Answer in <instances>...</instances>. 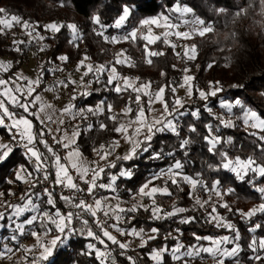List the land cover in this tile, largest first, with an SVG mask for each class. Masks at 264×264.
Here are the masks:
<instances>
[{"label": "trees", "instance_id": "obj_1", "mask_svg": "<svg viewBox=\"0 0 264 264\" xmlns=\"http://www.w3.org/2000/svg\"><path fill=\"white\" fill-rule=\"evenodd\" d=\"M63 3V6H61ZM128 4L133 6L132 14L128 20L121 27V31L128 33L134 28L139 29L141 33L147 31V26L141 27L140 21L143 19L155 18L159 15H166L173 12L176 7H188L192 9L195 17L203 19L206 23L213 26V31L205 34L203 37L199 35L193 36L186 42L195 45L197 49L196 58L193 60L176 52L175 48L163 43L162 40L155 44L149 45V50L163 52L164 55L151 57L153 63L149 65L146 63L144 55V44L142 39L135 42L123 41L117 44L106 42L101 36L96 33L100 31V26L92 22V16L98 14L101 18V24L106 25L104 34L106 36H113L120 30L114 26L115 20L121 14L122 7ZM0 8L6 10L8 14H15L22 17L24 20H29L33 23L39 22V32L42 31L43 24L51 22L68 24L75 23L81 31L82 40L78 42L76 47L69 43L71 38L70 31L64 27L59 33L51 34L45 37L44 45L47 49L43 51V59L41 68L50 69L58 62L56 57L59 55H67V64H78L85 55L90 57L86 60L89 64L98 66L101 64L109 65L114 62L115 54L113 48L126 50V54L134 62V67L116 66L117 72L121 75H129L133 78L139 77L138 83H146L151 81V89L156 91L161 86H168L165 88L164 100L172 106L174 93L171 91L172 87H177L183 80L185 75L183 69L188 68L187 75L194 77L191 81L193 91L210 87V83L214 87H219L222 91L213 96L212 105H216L219 100L227 102H234L239 98L248 108L257 111L258 114L264 116V3L260 0H0ZM223 9V11H221ZM244 9L240 15L236 13ZM3 15V14H0ZM14 46L9 45V38L6 33L0 34V58L10 57L13 60V65L6 73H0V79H7L13 75L14 71L19 69L23 64V58L27 56V47L20 45L23 52H16L13 50ZM53 61V63H49ZM212 65L209 67V65ZM40 68V71H41ZM49 71L43 75V79L47 77ZM165 73V75H161ZM103 86L106 85V77H101ZM217 82H219L217 84ZM236 85L237 87H233ZM101 85L94 84V89L97 92H92L88 96H78L75 99L77 105L85 109L86 107H93L104 102V111L96 114L93 119L85 120L79 119V129L81 135L77 138V145L83 154V157L88 158L93 149L99 148L100 145L112 143L118 140L120 134L113 131L116 123L108 119L109 112L107 105L111 104L112 109L126 107L131 103L134 113L136 105L134 103L136 93L130 89L121 93L103 92ZM108 87H112L108 85ZM203 103L200 100H193L189 105L183 107L180 111L185 113L178 117V131L180 136H176L171 132L157 133L151 141V148L147 152L138 150L137 155L131 160L117 159L115 167L106 169V173L102 176L100 183H108L111 175H117L116 189L119 197L126 199L131 195H137L139 188L152 181L153 186H163L165 181L163 179L153 180L155 174H158L162 169H167L176 160H179L184 165L183 173L194 179L199 180L203 185L209 188L215 181H220L217 189L221 192L219 199L215 200L213 206H216L217 212L224 220L235 225L236 229L241 234L239 241L242 251L239 253V261L242 264H257L256 261L250 259L254 254L248 248V244L253 237H264V228L258 229L255 233L248 231L252 224L260 223L264 225V213H258L247 220L240 215L241 212H248L253 207L264 203V195L258 189L264 187V177L256 174H248L243 181L239 180L234 173L218 168L221 157L218 154L208 152V145L203 139L207 135V124H212L214 128L218 126L217 135L222 140L228 137L232 138V144L218 145L219 151L227 152L230 158L240 157L247 159L253 157L258 163L264 164V150H261V141L259 135H264V132H259L257 129H246L242 120L235 119L234 127L225 128L219 125V120L209 111L203 108ZM142 105L147 107L146 96L142 97ZM199 110V117L191 115L193 111ZM11 111L23 115L19 108L11 107ZM133 113V116H134ZM233 113L241 115L239 108H234ZM28 115V114H25ZM132 116V117H133ZM33 121V132L37 134L36 148L46 156H50L43 144L39 143V133L42 128L40 122L35 117L28 116ZM107 125L106 129H101L100 124ZM92 125L88 130L87 126ZM195 126L197 131L195 133L189 132V126ZM76 128V127H75ZM257 133L253 135L252 133ZM0 137L10 140L11 134L0 128ZM184 138L190 139L191 143L187 149L179 148L180 141ZM57 153L58 149L54 148ZM185 151L187 155H185ZM156 152L162 153L160 158H154ZM172 153V155H168ZM63 162V160H62ZM211 165L212 167H209ZM23 169L24 171H22ZM122 169H129L133 172L131 178L120 177L119 172ZM50 178L54 179L55 170L49 169ZM18 172L26 175V172H32L33 176H37L35 168L31 160L26 156L22 149L13 148L9 157L0 162V196L1 201H6L10 197V190L13 189L16 193L21 194L25 189L24 179L17 180ZM28 177V176H27ZM12 181V183H9ZM198 189L206 191L200 185ZM232 189L231 192L228 190ZM100 189H96L95 195L99 193ZM169 190L172 196L157 195V203L160 204L166 211L171 210L173 205L188 209L187 212L175 217L163 220H154L151 218L150 212L143 209L136 213H127L128 222L121 224L123 230L143 228L148 232L152 227L159 229V235L156 240L149 241L145 247L139 248L140 259H135L136 264H152L148 253L161 246L167 245L169 248L179 242L188 246L191 244H201L206 246L209 242L201 240L197 242L193 233L203 237L210 236L219 238L225 234H232L224 227H216L214 223H207L208 213L211 212L212 207H205L204 209L195 205V201L191 194L190 185L181 182L180 188L175 185H169ZM31 193H36L34 187ZM53 198L56 201V207L62 213L72 211L64 200L58 199L53 193ZM36 203V197H33ZM149 199V198H147ZM38 205L41 210L47 209L53 211L46 203H41L38 200ZM151 202V200H147ZM24 201L15 199L11 205H22ZM222 204H227L231 211L222 207ZM151 204H148L150 207ZM75 209V208H73ZM14 209L8 212L9 214ZM79 212V209H75ZM4 218L0 219V252L4 245L13 241L12 237L22 238L21 234L16 228L10 230L8 226H14L12 215L9 219L8 213L2 212ZM135 219H129V217ZM192 216L196 220L190 224H181L182 217ZM25 219V216H21ZM82 219L89 221L88 228H91L97 235H101L100 229L95 226L91 216L88 213H82ZM22 220V219H21ZM10 224H9V223ZM72 227L76 229L75 232L69 233V239L62 245H58L54 249L53 254L44 261H39L38 264H102L100 258L95 255L94 251L88 249L89 244L95 245L96 249L102 248V245L95 239L90 238L83 230L82 220L73 218ZM176 229L180 232L177 233ZM171 233V236H169ZM168 236L166 240L165 237ZM231 247V245L227 246ZM120 264H131L128 257L132 255L124 254L121 251L116 253ZM164 264H175L170 254H165ZM181 263V262H180ZM104 264H107L104 261ZM225 264H235V260L227 258ZM264 264V261L260 262Z\"/></svg>", "mask_w": 264, "mask_h": 264}, {"label": "snow or ice", "instance_id": "obj_2", "mask_svg": "<svg viewBox=\"0 0 264 264\" xmlns=\"http://www.w3.org/2000/svg\"><path fill=\"white\" fill-rule=\"evenodd\" d=\"M261 3H264V0H260ZM63 6V3H61ZM179 10V9H177ZM133 6H129L125 4L122 7L121 14L115 20L114 26L117 28L122 27L125 22L128 20L129 16L132 14ZM192 9L185 7L183 8L184 13L191 12ZM223 11V9H221ZM244 12V9H240L236 14L240 15ZM0 34L4 33L6 29H10L15 25H20L25 35L29 37V40H13V48L16 52H23V49L20 45L31 44L34 41L39 42L45 40V37L40 34L37 30L41 26L39 22H31L29 20H24L22 17L15 14H8L5 9L0 8ZM163 21V23H161ZM92 22L96 25L100 26V31L96 34L101 36L108 43H119L121 40L123 41H131L135 42L138 39H142L146 43L144 44V55L146 59V63L151 65L153 63L151 57L164 55L163 52L151 51L149 50V45L155 44L159 40H163V43L169 45L172 48H175L176 45L171 43L168 39L169 35H175L177 38L188 39L191 38V34L188 31H174L179 27L178 24H174L170 21V18L166 15H161L157 18L152 19H143L140 21L141 27L156 25L157 27H162L167 29V31L163 32L161 35L153 34L152 28L148 27L145 33H141L139 29L134 28L132 31L128 32L126 35L122 37L117 36H106L104 34V30L106 29V25L101 24V18L98 14L92 16ZM193 32L203 37L205 34L212 32L213 26L210 23H206L203 19L196 18L193 22ZM66 27L70 33L71 38L69 43L78 47V42L82 40L81 31L75 23H56L51 22L43 25L44 31L51 32L53 35L59 33L62 28ZM47 45H41L39 50L45 51L47 49ZM197 49L196 46H191L190 49H186L185 56L189 60H193L196 58ZM179 55V54H178ZM123 57V59H121ZM90 59L87 55L81 59L77 66V71L81 68H86L83 75L80 77V84H84V77L88 76L92 73L95 77L96 82H99V77L101 74L107 72V80L106 86H113L112 90L116 93H121L124 91H128L129 89L136 93L134 103L137 106L135 113L134 109L131 106V103L125 107L122 111L121 115L126 117H132L134 113V118L129 119L126 123H117L118 117L117 115H110L108 119L112 120L116 123L113 131L117 134H123L124 139L131 145L130 151L124 155L123 157H117V159L123 160H131L133 159L138 150H142L147 152L149 148H151V141L153 137L157 133L162 132H171L176 136H180V132L178 131V117L184 115L185 113L180 111L182 108L183 102L179 98H175L172 106L169 107V104L164 100V93L166 86H161L156 92L153 94L150 92L151 81L146 83H138L139 77L136 78L135 81L132 80L131 77L121 76L117 72V68L115 65L125 64L129 67H134L135 64L131 60L130 57L127 56L126 50H121L120 53L117 54L114 62H110L109 65H98L94 66L92 64H85V61ZM56 60L61 62H68L69 57L67 55H59L56 57ZM49 63H53V61H49ZM212 65L210 64L209 67ZM12 67L11 62H3L0 61V71L8 72ZM63 69H44L41 68L40 74L35 78L31 79L23 75V73L14 74L13 77H10L8 80L0 79V126L6 128L10 133H12V140L17 143L22 144L25 148V155L28 156L30 160L34 159L35 164V173L43 174V180L47 181L50 176L49 169L55 170V179L53 183L57 186H63L70 189L73 193H85L86 196L93 197V203L89 204L85 199L77 200L75 195L70 196H61V199L70 207L79 209V212L68 211L66 213H62L59 208L56 207V201L53 198V193L49 191V189H44V194L47 196L46 203L51 206L52 209H55L54 212L40 209V206L34 202L33 197L39 196V194L26 192L21 196V200L24 201L22 205H7L14 209V215L16 217L21 216L26 211L35 212L36 214L32 215L26 221L16 224L15 227L20 234H23L25 231V224L33 225L34 223H39L42 228L45 229V232H51L53 229L49 228L48 225H53L55 231L58 233L54 236L50 241L41 242L40 234L36 231H32L30 234L33 237L37 238V243L42 251L38 257H33L31 264H38L39 261L47 260L52 254L54 249L57 248L58 245L64 244L69 239V233H73L76 231L72 227L73 218L82 220L83 230H86V234L88 237L97 240L101 245H107L105 243V239L107 241H111L112 244L118 245L120 249H127L128 244L119 241L116 236L112 235L99 220L96 221L98 227L101 228V235H97L91 228H88L89 221L87 219H82V213H88L92 217H96L98 212H102L104 217H108L113 219L115 223L111 225L120 235H130L133 237H138L141 240V247H145L149 241L156 240L159 235V229L156 227H152L148 232L145 229L140 228L137 230L133 227L130 231H125L119 227L121 221L125 219V214L127 213H136L137 211L143 209L144 211L150 212L151 218L154 220H163L171 217L178 216L188 211V209L183 207H177L173 205L171 210L166 211L160 204L157 203L156 197L157 195H166L171 197L172 192L169 190V185H175L177 188H180L181 182L189 184L193 189H195L198 185L203 187L206 191H214L217 189L220 181H215L211 187L209 188L206 185H203L199 180L194 179L188 175L183 173V167L181 161L176 160L172 165H170L167 169H162L158 174H155L153 180L163 179L165 181L163 186H151L152 181H149L143 184L138 192V196L147 197L151 200V206H145L142 203L133 204L131 207H121L120 203L117 202L115 205L108 203L109 199H117V197L112 198H99L95 196L96 189H104L106 191H111L115 193L116 189V181L118 179L117 175H111L109 177L108 183H100L98 181L101 180L102 176L106 173V169L115 167V163L109 161V157L115 151V149L119 146V141L114 140L110 145H100L99 148L93 149L96 153L98 160L92 162L91 164L84 159L82 152L80 151L77 145V138L81 135L79 126H77L71 135L69 136L66 132L62 138H57L53 135V141L57 145H62L64 149H70L67 152L66 156L63 158L59 155L55 149L48 144V142L42 139L44 135V130H41L39 136V143L43 144L47 149V152L50 156H46L44 153L40 152L38 148H36L37 143V134L33 132V121L28 118V116H33L43 125L46 121H53V114L49 113V109H52V105L46 104L43 102L41 95L36 94V89L40 86L43 75L46 71H50L53 74L55 71ZM185 75L183 77L182 83H180L179 87H186L187 94L189 97L193 95V87L191 85V81L194 77L187 75L189 69H183ZM161 75H165V73H161ZM123 81L121 84L120 81ZM77 81L69 80L68 82L59 81L58 85L67 88L69 84H76ZM219 82H217L218 84ZM233 87H237L234 85ZM210 91L205 92L203 90L197 89L199 97L205 101H207L209 96H216L218 92L222 91L219 87H212L210 83ZM51 90V89H49ZM171 91L175 93L176 88L172 87ZM90 93L84 91L80 93V95L88 96ZM147 96V111L151 112V105L154 102H160L163 105V112L159 117L148 119L146 116L145 107L142 105V97ZM72 100L76 99V96H72ZM9 105L22 109L24 113L28 115H20L16 112L10 110ZM104 102L101 101L99 104L93 107H88L86 109H78L73 111L75 105L71 102L62 109V115L67 114L71 115L73 118L76 116H80L82 119L86 118L85 113L90 114H98L104 111ZM108 112H112V105L108 104L107 106ZM220 107L226 109L227 113H233L234 108H239L241 110V115L236 116V119L242 120L243 125L246 129H257L259 132H264V116H261L257 113V111L248 108L244 105L241 99L237 98L234 102H226L221 101ZM37 109L33 111V109ZM211 112V109H208ZM41 114H43L44 118L41 119ZM194 117H199V110L193 111L191 113ZM219 120V125L225 128L234 127V122L232 118L225 119L223 116L216 117ZM8 121V123H6ZM58 125H63L64 120L62 118H58L55 121ZM92 125H88L87 129L90 130ZM207 135L203 136L204 141L208 145V152L218 154L221 157L220 164L218 168H222L224 170L230 171L235 174V176L243 181L245 176L248 173H253L264 177V164L258 163L257 160L253 157H248L247 159H241L240 157L230 158L227 152L219 151L218 145L222 144H232V138L228 137L226 140H222V138L216 134L218 132V126L216 128L213 127L212 124H207ZM101 129H106L107 125L104 123L100 124ZM129 128L132 129L131 135H129ZM189 132L195 133L197 128L195 126H189ZM49 134H52L51 129H47ZM56 131H60L58 127ZM253 135H257V133H252ZM259 140L262 142L260 147L261 150H264V135H259ZM191 141L188 138H184L180 141L179 148L182 150L187 149L190 145ZM13 151V148L9 144L0 143V162L5 161L9 154ZM162 153L156 152L154 154V158H160ZM187 155V152L184 153ZM168 155H172V153H168ZM63 160V162H62ZM103 162V163H101ZM209 167H212L209 165ZM24 171L23 169H21ZM76 173L77 179L85 184L87 187L81 188L79 183H77V179H74L71 171ZM27 176H32V172H26ZM120 177L131 178L133 176V172L129 169H122L119 172ZM17 180H22L24 177L17 173ZM12 183V181H9ZM32 187H36V184L33 183ZM229 192L232 189L228 190ZM258 191L264 195V187L259 188ZM3 193H0V196H3ZM9 195H14V193H9ZM215 195L217 197L221 196V192L215 191ZM195 201V205L203 208L206 204L209 203V200L202 201L199 197L193 196ZM222 207L231 211L227 204H222ZM258 213H264V203L259 204L257 207H253L248 212H241L240 215L247 220H251L252 217L256 216ZM4 218V214L0 213V219ZM129 219H135V217H129ZM196 220L195 217L188 216L182 217L180 219L181 224H190ZM207 223H214L216 227H224L230 232L233 233L232 236H222L219 238H213L210 236H199L193 233L194 239L199 242L201 240L208 241V246L197 244L184 245L179 242L178 237H172L177 240V243L169 248L167 245L161 246L159 248L152 249L148 256L149 258L155 262V264H164V256L165 254H170V257L173 261L181 262V264H189V260L194 257L201 256L202 253L210 255L215 264H225L226 258H232L235 260V264H240L238 259L239 253L242 251L241 245L239 243L241 239V234L238 229H236L235 225L231 222L224 220L223 217L219 215L217 212L216 206L212 207L211 212L208 213ZM264 228V225L260 223L252 224L248 231L250 233H255L258 229ZM177 233L180 232L179 229H176ZM171 236V233H169ZM13 240L16 239L15 236L12 237ZM168 239V236L165 237ZM227 245H231V247H227ZM88 249L95 252V255L101 259L102 264L104 261L111 255L108 251H103L100 249H96L95 245L89 244ZM248 248L254 254L250 259L260 264V262L264 261V237L256 238L253 237L249 244ZM13 250L7 246L4 247L3 252H0V255H5L7 253H11ZM26 252H31L32 249H25ZM128 260L131 264H136V260L129 256ZM115 264V261L112 262Z\"/></svg>", "mask_w": 264, "mask_h": 264}, {"label": "rangeland", "instance_id": "obj_3", "mask_svg": "<svg viewBox=\"0 0 264 264\" xmlns=\"http://www.w3.org/2000/svg\"><path fill=\"white\" fill-rule=\"evenodd\" d=\"M183 8H185V7H181V8L176 7L173 12H169L168 14H166V16H168L170 18V21L172 23L179 25V27L177 29H175L174 31H181V32L188 31V32H190L191 38H192L193 36L198 35L195 32H193V24H192V22L197 17H195L192 12L184 13ZM177 9H179V10H177ZM159 16H161V15H159ZM155 18H157V17H155ZM149 19H152V18H149ZM161 23H163V21H161ZM43 25H45V24H43ZM148 27L152 28L153 34H155V35H161L162 36L163 32L167 31V29L162 28V27H157L156 25H150V26H147L146 28H148ZM118 29L120 31L117 34H114L113 36L122 37L123 35L127 34L123 31H121V27ZM4 32L6 33L7 37L9 38V45L10 46H14L13 40H16V41H20V40L27 41V40H29V37L27 35H25V33L22 30L20 25H15L10 29H6ZM40 34L43 35L44 37H46L48 35H51L52 33L48 32V31H44V29L42 27V31L40 32ZM191 38H188V39L177 38L175 35H169V37H168L169 41L176 45L175 50H176L177 54L182 53L184 55H185L186 49H190L191 46H193V45L186 42L187 40H189ZM121 42H123V40H121ZM42 44L44 45V40L39 41V42L34 41L31 44L24 45L27 47V56H25L23 58L22 66L19 69L15 70L13 75H10L7 78V80L10 77H13L14 74L21 72V71H19L21 69L23 71L22 72L23 75L25 73V76L28 78H31V79H35L40 74V68H41V63H42V59H43L42 58L43 52L40 51L39 48ZM113 44H117V43H113ZM112 50L114 51L115 58H116L117 54L121 52V49H118L116 47L113 48ZM121 59H123V57H121ZM0 61L11 62V64L13 65V60L10 57L0 58ZM85 64H89V62L85 61ZM119 65L120 66H127L125 64H119ZM77 66H78V64H72V63L64 65L61 61L58 60V62L55 63L50 69L57 68V69H63V70L62 71L57 70V71H55L54 74L49 71L47 74V77L42 80L40 86L36 89V93L39 92L37 94L41 95L43 102H45L46 104L52 105V109H49L48 111L51 110V113L53 112L52 114L55 116V118H57V117L62 118L64 120V124L61 125L62 128H65L68 132H71V133L73 132L75 127H77L79 125V119H82V118L80 116H76L75 118H73L71 115H67V114L62 115V109L65 106H67L70 102L75 105V108L73 109V111H76L78 109H83L82 107L77 105L75 100L71 99L72 96L75 95L76 98L78 96H82V95H80V93H83L84 91H87L89 93L97 92L98 90L96 88L94 89V84H97V85L102 84V87L99 90H101L103 92L113 91L112 90L113 86L112 87H108V85L103 86V81H102L101 77L104 75L107 79V75H108L107 72L100 75L99 82H96L94 75L92 73H90L88 76L84 77V84L81 85L80 84V77L83 75L84 71H86V68H81L79 71H77ZM116 66H118V65H115V67ZM0 73H6V72L0 71ZM121 76H124V75H121ZM125 76L131 77L129 75H125ZM131 78L133 81L136 80L133 77H131ZM69 80H75V81H77V83L76 84H69V86L67 88L58 85L59 81L68 82ZM120 83L122 84L123 81L121 80ZM212 87H214V86H212ZM49 89H51V90H49ZM200 90L208 92L211 89H210V87H207V88H203ZM150 92L154 94L156 91H153L150 88ZM175 98H179L182 100L183 105H184L183 107L189 105L193 100H200V101L204 102L203 108L206 109L207 111H209L208 109H211L210 113L213 114L215 117L223 116L225 119L232 118L233 120H235L236 119L235 117L238 116V114H236V113H227L226 109L221 108L220 102L222 100H219L216 103V105L215 104L212 105L211 102L214 98L213 96H209L207 101L201 99L199 97L197 90L195 92L193 91V95L191 97H189L187 94V88L186 87L177 86L176 91L174 93L173 101ZM146 99L148 100L147 96H146ZM86 108H88V107H86ZM147 108H148V104H147V107L145 110H146V116L148 117L149 120H151L152 118H155V117H159L161 115V113L163 112V105L160 102H154L151 105V108H152L151 112L147 111ZM182 108H180V110ZM124 109H125V107H120L118 109H112V112H109V116L115 114L118 117L117 123H126L129 119L134 118V116L133 117H126V116L121 115V113ZM33 111H35V108L33 109ZM102 112H100V113H102ZM94 116H96V114L93 115L90 113H85L86 118H84V119L90 120V119H93ZM55 126L57 129L58 125L56 123H55ZM248 129H251V128H248ZM131 132H132V129L129 128V135H131ZM10 134L12 137V133H10ZM46 135H47V132H44L42 139L47 141ZM56 137L62 138V136L59 134L58 131H56ZM118 141H119V146L115 149V151L109 157V161H111V162H114L115 160H117V157H123L131 149V145L127 142V140L124 139L123 134H120ZM0 143L9 144L12 148H17L15 146V141H13L12 138H10V140H6V139H3L0 137ZM110 144L111 143L106 144V145H110ZM53 148L58 149L57 146L56 147L54 146ZM22 150H23V152L26 151L24 149H22ZM64 150H66V149H64ZM59 153H60V151H59ZM84 159H85V157H84ZM86 160L88 162L92 163V162L97 161L98 157H97L96 153L93 152L90 154V156L88 158H86ZM31 163L35 168L34 159L31 160ZM101 163H103V162H101ZM19 173L22 177H24V183L26 184L25 185L26 187L21 192V194L16 193L14 190V187H13V189L10 190V192L14 193V195H10V197L6 198V201H4V202H2L1 198H0V210L2 212L8 213L11 210V207H8L7 205H11L13 200L21 199V196L24 193L31 191L33 189V187H32L33 183L36 184V191L38 194V190L40 188V185H42V183L44 181L42 173L37 174V176L32 175L30 177L25 176L24 174H22V172H19ZM248 174H251V173H248ZM48 180L53 181L50 178V176H49ZM190 188H191L192 197L193 196L199 197L202 201L209 200V198H211L209 200V203L206 204L203 207V209L205 207H212L215 200L220 198V197H217L215 195V191H218V189H216L214 191H202V190L198 189V187L193 189L190 186ZM95 196L99 197V198L117 197L118 200L117 199H109L108 203L115 205L117 202H119L121 207H125V208L131 207L133 204H136V203H142L145 206H148V204L149 205L151 204V202H149V203L147 202V200H149V199H147V197H142V196H138V195H131V196L127 197L126 199H123V198L119 197L117 191L115 193H113L111 191H106L104 189H100L99 193ZM38 200L41 203H46L47 196L46 195H44V196L39 195L38 198L36 197V203L37 204L39 203ZM40 209H41V207H40ZM45 210H47V209H45ZM42 211H44V210H42ZM54 211H55V209L52 212H54ZM34 214H36V213L31 212V211H26L21 215V216L26 217L25 219H23V218H21V216L16 217L14 215V210L11 211L10 214L8 213L7 217H9V219H10V217L12 215H14V217H13L14 221L12 222L14 224V226H8V228L10 230H12L13 228H16L15 227L16 224H19V223L26 221L28 218H30ZM110 220H111V225L113 223H115V221L113 219H110ZM127 222H128L127 214H125V219L120 222L119 227L122 229L121 224L124 225V223H127ZM48 227L52 228L53 230L51 232L46 233L45 229L42 228L39 223H34L33 225L25 224V231L23 234H21L22 238L20 240H18L19 238L16 237V239L13 240L14 242H16L18 244V246H15L12 242L3 246L1 252H3V249L5 246L11 248L13 251L11 253H7L5 255H0V264H31L32 258L38 257L40 255V252L42 251V248L39 247V245L37 243V238L33 237L30 233L32 231H36L37 233L40 234V241L41 242H47V241H50L54 236H56L58 234L55 231L53 225H48ZM112 229L117 235L121 236L122 242L128 244V249H123L121 252L124 254H130V255L134 256V258L138 259L140 254H141L139 251V248H141L140 238L133 237L130 235H123L122 236L114 228H112ZM130 230L131 229H127L125 231H130ZM137 230H139V229H137ZM225 235L232 236L231 233L225 234ZM225 235H222V236H225ZM104 239H105L106 245H108L109 241H107L106 238H104ZM206 246H208V244ZM227 246H229V245H227ZM104 247H105V245H102L101 250ZM25 249H32V251L26 252ZM124 250H128V251L126 252ZM194 258H200V256L194 257ZM153 263H155V262L153 261ZM175 264H178V263H175ZM240 264H242V263H240Z\"/></svg>", "mask_w": 264, "mask_h": 264}, {"label": "built area", "instance_id": "obj_4", "mask_svg": "<svg viewBox=\"0 0 264 264\" xmlns=\"http://www.w3.org/2000/svg\"><path fill=\"white\" fill-rule=\"evenodd\" d=\"M45 128H46V132H47V135H46V138H47V142L50 146H57L58 147V150L60 151V153H58L59 155H61V157L63 158L65 156V151L62 147V145H57L54 143L53 141V135L56 136V126H55V123L53 121H46V123L44 124ZM47 129H51L52 130V134H49ZM15 146L17 148H20V149H24L25 148L22 146V144L20 143H17L15 141ZM71 174L73 175L74 179H77L76 177V173L71 171ZM77 183H79V186L81 188H85L86 189V185L83 184L82 182H80L78 179H77ZM47 188L49 189V191H51L52 193H54L58 199L62 200L61 199V196H70V195H75L76 199L79 200V199H85L87 203L89 204H92L93 203V197H89V196H86L85 193H73L70 189L66 188V187H63V186H57L53 183V181H50V180H47V181H43L42 185H40V188L38 190V194L40 196H44V189ZM72 211L73 212H77L75 209L72 208ZM90 215V214H89ZM91 216V215H90ZM91 219L93 221V223L95 224V226H97L96 224V221L99 220L100 223L103 225L104 228H106L112 235L116 236V238L122 242V239H121V236L117 235L112 227H111V220L108 218V217H104V215L101 213V212H98L97 216L96 217H92L91 216ZM98 227V226H97ZM101 231V228L98 227ZM128 249V248H127ZM103 251H108L111 253V255L106 259V263L107 264H112L113 261H115V264H120V261L116 255L117 252L119 251H122L123 249H120L118 247V245H115V244H112L111 241H109V244L107 245V248H103L102 249ZM124 251H128V250H124Z\"/></svg>", "mask_w": 264, "mask_h": 264}, {"label": "crops", "instance_id": "obj_5", "mask_svg": "<svg viewBox=\"0 0 264 264\" xmlns=\"http://www.w3.org/2000/svg\"><path fill=\"white\" fill-rule=\"evenodd\" d=\"M47 24V23H46ZM19 71H21V72H19V73H22L23 71H22V69L21 70H19ZM24 75H25V73H24ZM5 80H7V79H5ZM37 93H39V92H37ZM36 93V94H37ZM9 107H10V110H11V107H13V106H11V105H9ZM54 109V108H53ZM20 110H22V109H20ZM36 110V109H35ZM22 113H23V115H25V114H27V113H24L23 112V110L21 111ZM49 113H51V110L49 111ZM53 113V112H52ZM51 113V114H52ZM44 117H43V115L41 114V119H43ZM36 119V118H35ZM56 119H58V117L57 118H55V116L53 115V120L55 121ZM37 120V119H36ZM38 122H40L39 120H37ZM6 123H8V121H6ZM57 124V123H56ZM42 125V124H41ZM58 125V124H57ZM58 127L60 128V131H58L59 132V134L63 137L64 136V133L66 132L69 136L71 135V132H68L65 128H62V126L61 125H58ZM0 128H2L4 131H6V132H9L7 129H5L4 127H2V126H0ZM42 128H44L45 129V132H46V128H45V126H44V124L42 125ZM10 133V132H9ZM65 151V156H66V154H67V152L68 151H70V149H66V150H64ZM24 153H25V151H24ZM86 159V158H85ZM90 163V162H89ZM91 164V163H90ZM71 171V170H70ZM54 179H55V174H54ZM54 179H53V181H54ZM133 258H134V256H132ZM141 258V256H139V258L138 259H140ZM134 259H136V258H134ZM227 259V258H226ZM225 259V260H226ZM152 264H155V263H153V261H152ZM178 264H180V262H178ZM189 264H215V261H214V259L210 256V255H208V254H205V253H202L201 254V256H200V258H191L190 260H189Z\"/></svg>", "mask_w": 264, "mask_h": 264}]
</instances>
